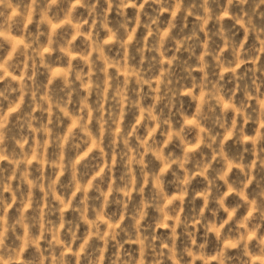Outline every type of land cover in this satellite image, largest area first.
Segmentation results:
<instances>
[{"label":"clouds","instance_id":"1","mask_svg":"<svg viewBox=\"0 0 264 264\" xmlns=\"http://www.w3.org/2000/svg\"><path fill=\"white\" fill-rule=\"evenodd\" d=\"M0 264H264V0H0Z\"/></svg>","mask_w":264,"mask_h":264}]
</instances>
